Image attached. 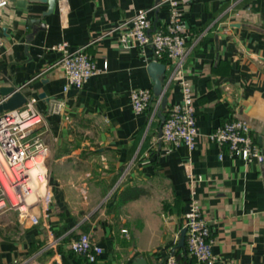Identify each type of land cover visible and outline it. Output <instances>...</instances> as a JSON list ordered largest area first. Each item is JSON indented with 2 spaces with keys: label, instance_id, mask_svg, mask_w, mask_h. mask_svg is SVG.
Masks as SVG:
<instances>
[{
  "label": "crops",
  "instance_id": "obj_1",
  "mask_svg": "<svg viewBox=\"0 0 264 264\" xmlns=\"http://www.w3.org/2000/svg\"><path fill=\"white\" fill-rule=\"evenodd\" d=\"M162 1L56 0L51 8L50 0H10L0 9V86L38 98L37 132L51 149L53 193L38 225L13 210L0 213V264H92L71 249V233H88L103 247L93 264L139 258L165 264L170 255L179 264H199L178 247L192 197L210 224L213 264H264V163H247L210 139L227 121L243 118L264 153V0H190L180 6L189 52L184 74L198 128L193 151L161 139L159 114L165 116L166 108L159 97L142 113L131 100L135 89L153 92L154 61L167 66L166 107L182 100L177 82L166 87L167 57L153 46L126 48L120 40L140 12L152 21V31L165 25L169 11ZM62 41L89 44L100 70L80 90L63 89L61 55L51 50ZM59 99L65 106L56 113ZM91 131L98 141L88 137ZM189 170L202 177L194 193ZM159 187L169 190L177 207L172 200H149ZM136 201L144 209L142 228L128 240L110 210ZM168 213L176 218L166 224L162 216Z\"/></svg>",
  "mask_w": 264,
  "mask_h": 264
},
{
  "label": "built area",
  "instance_id": "obj_2",
  "mask_svg": "<svg viewBox=\"0 0 264 264\" xmlns=\"http://www.w3.org/2000/svg\"><path fill=\"white\" fill-rule=\"evenodd\" d=\"M9 1L0 0V9L6 7ZM187 2L190 0H163L161 5L167 7L169 21L154 31L152 21L144 16V12L136 14L130 20V30L124 32L120 40L126 48L153 46L158 54L169 60L171 71L166 87L177 82L182 100L166 107L161 139L170 145H185L193 151L196 148L198 128L192 85L184 74V64L189 52L186 24L180 11V6ZM88 46L89 44L74 47L67 41H62L51 47L52 51L61 55L59 64L66 78L63 87L65 92L71 87L82 89L100 71L88 53ZM131 100L135 112L142 113L153 100V92L150 89H135L131 92ZM162 101L163 97H159L157 102L161 104ZM37 104V97H27L21 108L0 115V213L16 211L33 225L40 223L39 212H47L53 201L47 166L51 149L37 132L42 123V114ZM64 106L62 99L56 100L53 112L61 113ZM210 139L226 148L232 156L247 163H264L262 148L254 140L249 122L243 118L227 121L210 134ZM187 174L194 193V183L201 181L202 177H196L190 170ZM30 195L33 196L31 201ZM183 228L186 229L187 253L199 264H213L214 240L210 224L199 201L193 197L184 213ZM50 235L53 233L50 232ZM54 245L55 241L48 247ZM70 246L75 253L92 264L104 252L103 247L88 233L76 236ZM165 264H178V261L174 255H170Z\"/></svg>",
  "mask_w": 264,
  "mask_h": 264
},
{
  "label": "water",
  "instance_id": "obj_3",
  "mask_svg": "<svg viewBox=\"0 0 264 264\" xmlns=\"http://www.w3.org/2000/svg\"><path fill=\"white\" fill-rule=\"evenodd\" d=\"M16 1V0H11ZM56 0H50L51 8L53 3ZM18 4L22 5L24 2L20 3L17 1ZM234 27H240L239 24L233 25ZM149 71L154 80V88H153V99L156 97H163L162 101V109L164 110L168 104L167 98L164 95V80L167 72L166 64L160 63L158 61H154L151 63L149 67ZM27 101L26 95L19 90V88L12 86V85H5L0 86V115L5 114L9 111L21 108L25 105ZM160 117V126H159V135L162 137V125L165 120V116L162 111L159 114ZM185 240H186V229H182L181 238L179 240L178 247L184 248L185 247ZM131 264H148L146 259L139 258L135 260Z\"/></svg>",
  "mask_w": 264,
  "mask_h": 264
},
{
  "label": "rangeland",
  "instance_id": "obj_4",
  "mask_svg": "<svg viewBox=\"0 0 264 264\" xmlns=\"http://www.w3.org/2000/svg\"><path fill=\"white\" fill-rule=\"evenodd\" d=\"M98 132H94V131H91L89 136L90 138L92 139H95L94 141H98V136H97ZM93 148L97 149L98 146H94ZM98 163H94L93 166L95 168H97L99 165H97ZM92 165L89 164V166H87L88 168L91 167ZM87 168V169H88ZM86 169V168H85ZM155 186L152 187V189H154ZM160 190H159V193H156V194H152L149 198V200L151 202H158L159 200L163 203L165 202V200L167 202H169L170 200L171 203L177 207L178 206V203L177 201L174 199L173 196H171V194L169 193V190L168 189H163L161 187H159ZM142 199V198H141ZM109 199H107V201L105 202H108ZM140 201H136L135 203L131 204V205H128V206H125L123 207V205H119L117 207V209H114V210H110L111 213L110 214H115L116 216V219H118L120 221V226H119V230L121 231L122 230V233L121 234H124L125 236H127L128 240H131V237L132 235L134 234V232L136 231V229H139L142 228V222H140V220L138 219L139 217V213L140 212H143V206L141 205V203H139ZM105 205V203H104ZM172 205V206H173ZM109 212V211H108ZM177 214V213H176ZM163 220L166 221V224H168L170 222V218L174 219L176 218V216H171L169 213H168V216H162ZM123 219H125V221H123ZM122 220V221H121ZM176 222H178V219H176Z\"/></svg>",
  "mask_w": 264,
  "mask_h": 264
},
{
  "label": "trees",
  "instance_id": "obj_5",
  "mask_svg": "<svg viewBox=\"0 0 264 264\" xmlns=\"http://www.w3.org/2000/svg\"><path fill=\"white\" fill-rule=\"evenodd\" d=\"M126 198V197H125ZM77 235H79L78 233H71V235H70V239H73L74 237H76ZM184 248H186V240H185V247ZM178 261V260H177ZM178 264H179V262H178Z\"/></svg>",
  "mask_w": 264,
  "mask_h": 264
},
{
  "label": "bare ground",
  "instance_id": "obj_6",
  "mask_svg": "<svg viewBox=\"0 0 264 264\" xmlns=\"http://www.w3.org/2000/svg\"><path fill=\"white\" fill-rule=\"evenodd\" d=\"M31 196V195H30ZM33 198V196H31L30 198H29V201H31L30 199H32Z\"/></svg>",
  "mask_w": 264,
  "mask_h": 264
}]
</instances>
